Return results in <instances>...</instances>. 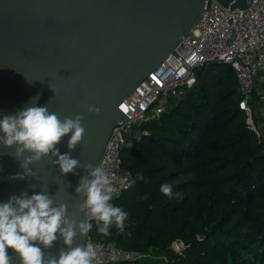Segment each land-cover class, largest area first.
<instances>
[{
	"label": "water",
	"instance_id": "1",
	"mask_svg": "<svg viewBox=\"0 0 264 264\" xmlns=\"http://www.w3.org/2000/svg\"><path fill=\"white\" fill-rule=\"evenodd\" d=\"M245 10L252 0H219ZM206 0H0V116L32 104L60 119L82 116V140L68 147L71 132L56 145L79 161L64 173L59 154L21 167L15 145L0 144V201L45 192L66 215L87 220L85 195L77 189L97 166L113 128L127 116L122 102L173 52L194 26ZM92 109L91 111L89 109ZM98 109V111L96 110ZM16 173L23 179H11ZM79 232L72 247L84 244ZM46 258L69 247L61 237ZM11 251V250H10ZM12 264H20L12 254Z\"/></svg>",
	"mask_w": 264,
	"mask_h": 264
},
{
	"label": "trees",
	"instance_id": "2",
	"mask_svg": "<svg viewBox=\"0 0 264 264\" xmlns=\"http://www.w3.org/2000/svg\"><path fill=\"white\" fill-rule=\"evenodd\" d=\"M222 65L197 69L150 133L123 149L136 178L116 201L128 212L124 228L113 224L105 236L95 221L92 233L161 257L108 264H264V139L240 108L234 69L221 73ZM166 183L172 196L160 190Z\"/></svg>",
	"mask_w": 264,
	"mask_h": 264
},
{
	"label": "built area",
	"instance_id": "3",
	"mask_svg": "<svg viewBox=\"0 0 264 264\" xmlns=\"http://www.w3.org/2000/svg\"><path fill=\"white\" fill-rule=\"evenodd\" d=\"M229 9L219 0H206L203 12L178 46L120 105L127 121L113 128L98 163L110 175L114 204L136 181L124 167L123 149L150 133L147 125L160 120L171 102L185 95L197 82V69L207 64L226 63L234 69L240 108L249 127L264 139V0H252L245 10ZM87 220L97 221L88 208ZM88 243L96 248L100 264L138 262L151 256L98 239L92 228L84 240V245ZM173 247L181 252L183 244L178 240Z\"/></svg>",
	"mask_w": 264,
	"mask_h": 264
},
{
	"label": "clouds",
	"instance_id": "4",
	"mask_svg": "<svg viewBox=\"0 0 264 264\" xmlns=\"http://www.w3.org/2000/svg\"><path fill=\"white\" fill-rule=\"evenodd\" d=\"M81 120L80 115L75 119H60L47 106L32 104L15 114L0 116V144L5 147L15 145L17 158L29 151L30 155L23 159L21 167L32 174L29 164L49 153L59 154L56 145L66 134L71 132L70 149L82 140L85 129ZM58 162L64 173L73 171L79 163L67 153L59 154ZM86 167L91 170L90 178L84 177L77 191L84 193V206L101 222L98 231L105 236L111 235L113 223L122 231L128 212L113 203L114 190L109 173L99 165L88 164ZM10 178L23 179V174L16 173ZM160 190L168 196L173 195L171 184L161 185ZM53 205V199L45 192L31 196L13 194L6 201H0V264H12V254L18 257L20 264H100L92 243L71 246L77 233L87 234L92 224L88 220L77 224L66 215L65 204ZM58 235L69 247L61 249L58 257L46 258L42 245L51 248Z\"/></svg>",
	"mask_w": 264,
	"mask_h": 264
},
{
	"label": "rangeland",
	"instance_id": "5",
	"mask_svg": "<svg viewBox=\"0 0 264 264\" xmlns=\"http://www.w3.org/2000/svg\"><path fill=\"white\" fill-rule=\"evenodd\" d=\"M214 66H211L210 69L214 70ZM231 67L229 66V64H226V63H223L222 67L221 68H218V70L221 72V73H225L227 71L231 72ZM174 101V100H173ZM151 253V256L148 257L147 259H158V256L161 255V254H158L157 251L153 250L150 252ZM144 260V259H143ZM142 261V260H141Z\"/></svg>",
	"mask_w": 264,
	"mask_h": 264
}]
</instances>
